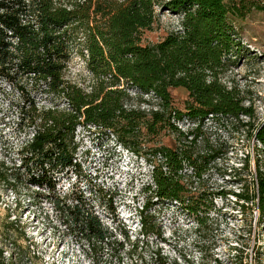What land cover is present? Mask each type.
Returning <instances> with one entry per match:
<instances>
[{
    "label": "trees",
    "instance_id": "16d2710c",
    "mask_svg": "<svg viewBox=\"0 0 264 264\" xmlns=\"http://www.w3.org/2000/svg\"><path fill=\"white\" fill-rule=\"evenodd\" d=\"M259 3L0 0V76L21 92L25 102L20 123L32 133L15 148L9 162L0 161V180L16 192L24 182L53 192L58 176L76 165L77 127L109 131L132 152L143 151L149 165L150 181L143 187L146 199L139 211L141 237L131 241L120 231L122 239L117 238L84 197H56L51 201L54 210L92 264H166L167 257L149 245L150 234L161 233L148 220L153 216L148 210L156 201L174 202L195 215L199 225L200 214L211 209L206 174L223 151L205 121L239 123L241 116H252L239 90L224 83L221 75L240 44L234 19L261 9ZM157 9L181 14L180 25L160 40L143 44L141 34L156 22ZM74 50L86 53L85 66L92 76L86 87L64 78ZM121 82L155 103L148 109L131 105ZM171 88L187 92L183 109L173 105ZM33 90L48 94L49 105H37ZM139 96L141 102L147 101ZM184 118L192 123L186 130L174 123ZM161 131L173 136L171 145L154 140ZM254 134L264 154V124L257 125ZM234 194L240 208L255 207L256 223L264 225V171L257 166L249 186L241 183ZM199 250L204 264L206 255ZM211 261L223 264L217 256Z\"/></svg>",
    "mask_w": 264,
    "mask_h": 264
},
{
    "label": "rangeland",
    "instance_id": "374dc122",
    "mask_svg": "<svg viewBox=\"0 0 264 264\" xmlns=\"http://www.w3.org/2000/svg\"><path fill=\"white\" fill-rule=\"evenodd\" d=\"M258 1L261 9L253 8L243 18L234 19L240 44L221 75L224 83L239 90L252 116H241L239 123L230 119L205 121L223 151L206 174L211 209L200 214L199 225L195 215L174 202L161 205L156 201L148 210L153 215L148 220L161 233H151L149 245L167 257L166 264H200L199 249L206 255L204 264H212L216 256L223 264H264V225L256 223L255 207L240 208L241 201L234 194L241 183L249 186L257 166L264 171V154L254 134V128L264 124V0ZM157 12L152 28L141 34L143 44L160 40L180 25L181 14ZM83 54L72 52L64 78L86 87L92 76L85 66L84 50ZM122 84L131 105L148 109L155 103L149 95ZM170 93L173 105L183 109L187 92L171 88ZM139 95L147 101L141 102ZM31 97L39 106L49 105L50 96L41 90H33ZM23 102L19 89L0 76V161L9 162L15 148L32 134L20 123ZM58 103L64 104V100ZM243 122L249 125L243 126ZM174 123L182 130L192 125L186 118ZM76 138V165L58 176L53 192L25 182L17 185L16 192L0 180V261L4 264H92L91 257L85 256L67 234L52 205L53 199L65 195L88 199L117 238L122 239L120 231L131 241L141 237L139 211L146 199L143 187L150 181L143 151L132 152L109 131L92 125L78 126ZM154 140L171 145L173 136L161 131Z\"/></svg>",
    "mask_w": 264,
    "mask_h": 264
}]
</instances>
